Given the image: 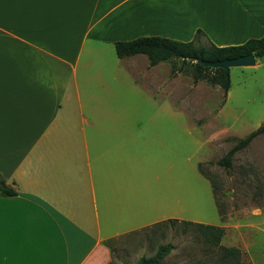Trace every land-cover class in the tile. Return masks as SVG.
Segmentation results:
<instances>
[{"label":"crops","instance_id":"1","mask_svg":"<svg viewBox=\"0 0 264 264\" xmlns=\"http://www.w3.org/2000/svg\"><path fill=\"white\" fill-rule=\"evenodd\" d=\"M196 30L261 38L264 0H0V179L16 191L0 195V264H110V241L182 220L174 160L116 90L156 107L163 62L114 43Z\"/></svg>","mask_w":264,"mask_h":264},{"label":"rangeland","instance_id":"2","mask_svg":"<svg viewBox=\"0 0 264 264\" xmlns=\"http://www.w3.org/2000/svg\"><path fill=\"white\" fill-rule=\"evenodd\" d=\"M102 56L115 59L110 47ZM157 70L163 84L154 91L160 97L156 107L139 87L116 84V90H132V122L156 131L166 161L174 160L182 220L110 241V264H136L166 244L173 249L163 264H227L221 249L228 247L240 251L237 264H264V135L235 152L229 168L217 164L236 139L264 125V58L256 67L230 68L226 95L204 81L193 83L188 63L171 60ZM184 221L221 228L219 245Z\"/></svg>","mask_w":264,"mask_h":264},{"label":"trees","instance_id":"3","mask_svg":"<svg viewBox=\"0 0 264 264\" xmlns=\"http://www.w3.org/2000/svg\"><path fill=\"white\" fill-rule=\"evenodd\" d=\"M201 31L196 30L191 41L182 42L165 37L150 36L138 37L130 41L115 42L114 48L118 58L143 54L147 57L149 66H155L162 62L177 60L181 63H188L190 67L189 74L192 82L197 83L204 81L210 86L219 87L223 94L226 95L230 82L228 73L223 69H210L204 67L195 61L202 59L203 61H219L223 59H233L248 54H253L257 59L264 58V34L258 39H249L245 43L233 46L217 47L210 42L205 45L201 42ZM181 69V67H178ZM260 135H264V125L249 133L242 139H236L234 146L217 161L219 166L229 168L231 166V158L233 154L250 145V143ZM200 168V165H198ZM200 170V169H199ZM200 173L206 178L205 174ZM0 195L15 196L16 191L13 185L6 184L0 179ZM176 221H166L164 223H174ZM160 223V224H164ZM186 225L195 226L199 229L204 239L211 244L219 245L222 229L213 225H204L192 222H183ZM108 245V244H107ZM173 249L171 244L158 246L156 252L149 257H140L136 264H163V259ZM221 261L227 264H237L240 251L233 247L222 248Z\"/></svg>","mask_w":264,"mask_h":264},{"label":"water","instance_id":"4","mask_svg":"<svg viewBox=\"0 0 264 264\" xmlns=\"http://www.w3.org/2000/svg\"><path fill=\"white\" fill-rule=\"evenodd\" d=\"M195 62L210 69L220 68L223 69L226 73H228L230 68L253 67L255 65V57L253 56V54H248L233 59H223L213 62L197 59Z\"/></svg>","mask_w":264,"mask_h":264}]
</instances>
